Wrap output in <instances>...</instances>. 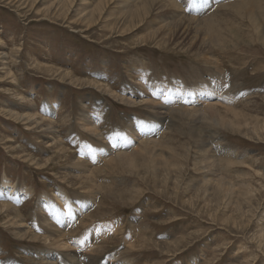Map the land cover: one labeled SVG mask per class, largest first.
Masks as SVG:
<instances>
[{"label": "rangeland", "instance_id": "374dc122", "mask_svg": "<svg viewBox=\"0 0 264 264\" xmlns=\"http://www.w3.org/2000/svg\"><path fill=\"white\" fill-rule=\"evenodd\" d=\"M103 1L0 0V263L264 264V0Z\"/></svg>", "mask_w": 264, "mask_h": 264}, {"label": "bare ground", "instance_id": "6f19581e", "mask_svg": "<svg viewBox=\"0 0 264 264\" xmlns=\"http://www.w3.org/2000/svg\"><path fill=\"white\" fill-rule=\"evenodd\" d=\"M59 1V3H61L62 1H64V2H68L69 0H58ZM125 1V0H124ZM166 1L167 0H148V2H150V8H152V7H154V6H158V8H165V7H167V4H169L172 8H177L178 6L173 2V1H171V0H169V3H166ZM113 2V0H104L103 2H102V4H101V6H100V9H97L96 10V13L93 11V12H91L93 15L94 14H98V15H101L102 14V10H103V8L104 7H106V4H110V3H112ZM204 2H206V0H198V3L199 4H203ZM154 3L156 4V5H154ZM193 3V2H192ZM70 5V4H69ZM234 6V5H233ZM247 6V5H246ZM171 8V9H172ZM194 8V7H193ZM146 11H148V9H146L144 6H135V7H133V8H131L129 11H128V14H129V16L130 17H136V18H141V16L143 15V13L144 12H146ZM172 11V10H171ZM143 12V13H142ZM167 12V11H166ZM164 13V14H163ZM179 13V12H178ZM161 14V13H160ZM163 14V15H162ZM162 17H165L166 18V16L167 15H165V12H162ZM168 14L170 15V11H168ZM184 17H185V15H184ZM185 19V18H184ZM171 20V19H170ZM169 20V21H170ZM174 21H175V19H174ZM184 21V20H183ZM186 21V20H185ZM189 21H190V19H189ZM215 21V20H214ZM252 21H255L254 20V18L252 17ZM133 22V21H132ZM208 22V24L210 23L209 21H207ZM169 23V22H168ZM183 23V22H182ZM182 23H180V24H182ZM186 23V22H185ZM192 23V22H191ZM190 23V24H191ZM195 23V22H194ZM206 23V22H205ZM254 23V22H253ZM173 24V23H172ZM176 24V23H175ZM180 24H177L176 25V29L178 30V29H181L182 28V25H180ZM197 24H198V22H197ZM200 24V23H199ZM198 24V25H199ZM211 24V23H210ZM179 25V26H178ZM192 25V24H191ZM195 25V24H194ZM207 25V24H206ZM183 26H185V24L183 25ZM189 26V25H188ZM188 26L186 25V27H185V29L186 30H188V29H190V28H188ZM196 26V25H195ZM208 26V25H207ZM214 26H215V24H214ZM168 27V26H167ZM163 28V27H162ZM188 28V29H187ZM191 28H193V26L191 27ZM168 29V28H167ZM172 29H173V27H172ZM200 29V28H199ZM202 29V28H201ZM167 32H168V30H166ZM166 31L165 30H163L162 32L161 31H159L160 32V35H164V36H162L161 37V39L160 40H162V41H164V42H166V41H171V39H170V36L171 37H173L172 35H174V31H171V33H169L168 35H169V39L170 40H168V36H166L167 35V33H166ZM179 31V30H178ZM202 31V30H201ZM199 32V31H198ZM196 33H197V31H196ZM195 33V34H196ZM200 33V32H199ZM158 34V31L155 33V34H153V36H155V35H157ZM158 37V36H157ZM175 37V36H174ZM173 37V38H174ZM219 37V36H218ZM195 38V37H194ZM175 39V38H174ZM179 39V38H178ZM197 40H199V39H197ZM162 41H160L161 43H162ZM189 41H190V38H189ZM176 42V41H175ZM225 43V42H224ZM187 44H189V43H187ZM190 44H191V42H190ZM196 44V43H195ZM202 45H203V43H201ZM160 45V44H159ZM191 46V45H190ZM192 46H194V45H192ZM191 46V47H192ZM211 47V46H210ZM203 48V47H202ZM190 49H192V48H190ZM198 49V48H197ZM206 49V48H205ZM202 50V49H201ZM200 50V51H201ZM204 50V49H203ZM202 52V51H201ZM1 56V55H0ZM215 88H213V87H211L210 85L208 86V87H204V86H199L198 88H196L195 89V91L194 90H192L191 92H189L188 94H187V96H188V103L187 104H185V107H187V105H191L192 106V102L193 101H195V102H199V101H203V104H200L199 106H201V105H204V104H207V106H206V109L205 110H199V111H202L204 114L203 115H206V116H208V121H210V120H214V119H218V117H217V111H216V109H215V105L217 104V103H214V101H211L212 100V98H213V96L215 95V94H213V90H214ZM217 89V88H216ZM216 89H215V91H216ZM161 93H163L164 91H160ZM211 93V94H207V93ZM144 93V92H143ZM161 93L159 94V95H161ZM165 93V92H164ZM166 94V93H165ZM167 95V94H166ZM217 95V94H216ZM169 99L170 98H175V99H177V100H180V101H182L184 98L183 97H180V95H179V93H175V92H171L169 95ZM191 99V100H190ZM176 100V101H177ZM201 101V102H202ZM174 102V101H173ZM172 102V103H173ZM171 103V101H166V103H163V105L164 106H167V105H170V104H172ZM178 103V102H177ZM144 104H149L148 102H144ZM158 104H160V103H158ZM196 104H198V103H196ZM162 106V105H161ZM195 106V105H194ZM154 107H155V104H154ZM166 108V107H165ZM194 108V107H193ZM193 108H187L186 110H187V112L185 111V109L184 108H182L181 109V116L182 115H188V116H191L193 119L194 118H196L195 117V115L199 112V111H197V110H194ZM156 109V108H155ZM159 110V109H158ZM161 110V109H160ZM224 110L227 112V113H234V112H232V111H230L229 109H226V108H224ZM38 111V110H37ZM166 114V113H165ZM166 116V115H165ZM202 117H204V116H202ZM87 119V118H86ZM83 120V119H82ZM188 120H190V119H188ZM195 120H197V119H195ZM194 120V121H195ZM86 121H88V120H86ZM218 121V120H217ZM184 122V121H183ZM185 123H187V122H185ZM159 125V124H158ZM190 125V124H189ZM197 125V124H196ZM143 126V125H142ZM200 126V125H199ZM90 127V126H89ZM91 127H92V125H91ZM154 127V126H153ZM231 127V126H230ZM37 128V127H36ZM140 129V128H139ZM199 129V128H198ZM151 130V129H150ZM144 131H147V129L146 130H144ZM136 132V131H135ZM142 132V131H141ZM148 132V131H147ZM197 133V132H196ZM196 133H194L195 135V137L196 138H198L199 137V135H197L196 136ZM134 134V133H133ZM142 134V133H141ZM148 135V134H147ZM192 136V135H191ZM193 137V136H192ZM192 137H191V139H192ZM201 137V136H200ZM195 138V139H196ZM146 143V142H145ZM149 143H151V142H149ZM142 145H143V142H142ZM149 145V144H148ZM145 146V145H144ZM154 146V145H153ZM149 147H150V145H149ZM152 147V146H151ZM160 147V146H159ZM140 148V147H139ZM163 148V147H162ZM165 148V147H164ZM30 149V148H29ZM138 149V148H137ZM144 149V148H143ZM156 149H157V147H156ZM159 149V148H158ZM160 151V150H159ZM207 152V151H206ZM205 152V153H206ZM138 153V152H137ZM163 153V152H162ZM147 154V153H146ZM149 154H150V151H149ZM151 154L153 155L154 153H152L151 152ZM125 155V154H124ZM132 155V154H131ZM140 155V154H139ZM148 155V154H147ZM155 155V154H154ZM162 155V154H161ZM160 155V156H161ZM183 155V154H182ZM129 156V155H128ZM122 157V158H125L126 159V163H127V165L128 166H131L132 165V163H133V161L134 160H132V157L133 156H129V157ZM135 156V155H134ZM136 157H138V155H136ZM135 157V158H136ZM158 157V156H157ZM155 158V157H154ZM188 158V157H187ZM153 159V158H152ZM151 159V160H152ZM223 160H225V159H223ZM157 161V160H156ZM161 161V160H160ZM213 161V160H212ZM211 161V162H212ZM159 162V161H158ZM156 163V162H155ZM154 163V164H155ZM228 163V162H227ZM42 164V163H41ZM153 164V165H154ZM207 164V166H209L208 165V163H206ZM163 165H165V164H163ZM211 165H213L212 163H211ZM145 167V166H144ZM154 167V166H153ZM162 167V166H161ZM185 167H186V165H185ZM213 167V166H212ZM216 167V166H215ZM213 169V168H212ZM155 171V170H154ZM126 172V171H125ZM147 172V171H146ZM159 172V171H158ZM166 172V171H165ZM171 172V171H170ZM75 177V176H74ZM133 177V176H132ZM154 179V178H153ZM156 181V180H155ZM87 182H89V181H87ZM142 182V181H141ZM220 182H222L223 183V181H220ZM226 182V181H225ZM91 183V182H90ZM217 183V182H216ZM219 183V182H218ZM7 184V181L6 180H3V183H2V185L4 186V187H6V186H8V185H6ZM220 188H221V184L219 183V184H217ZM150 189V188H149ZM219 189V188H218ZM222 189V188H221ZM223 189H224V185H223ZM213 190V189H212ZM230 190V189H229ZM221 191V190H220ZM224 192H226V191H224ZM161 194V193H160ZM223 194V193H222ZM224 194H227V193H224ZM9 196V195H8ZM225 197V196H224ZM7 199V198H6ZM12 200V199H11ZM129 200V199H128ZM201 200V199H200ZM207 200V199H206ZM231 204V203H230ZM232 205V204H231ZM69 206V205H68ZM80 207H81V205H80ZM16 209V208H15ZM83 209V208H82ZM17 210V209H16ZM17 211H19V210H17ZM0 212L1 213H7L8 215L12 212V209H11V206L8 204V203H0ZM73 212H74V210H73ZM0 213V214H1ZM222 214V213H221ZM2 215V214H1ZM42 215V214H41ZM39 216V215H38ZM46 216V215H45ZM3 217V216H2ZM7 217V216H6ZM41 217V216H40ZM208 217V216H207ZM1 218V217H0ZM38 218V217H37ZM51 220V223L49 222ZM50 220H48L46 217L44 218V217H42L41 219H40V221H41V223H44L45 225L46 224H49L50 225V228L52 229V230H54L55 231V237H56V242H54V239H53V242H54V246L56 245V249L58 250L55 254H51L50 252L49 253H41L42 254V256H41V260H44V261H46L47 263H49V264H56L55 263V259L57 260L58 258H59V260L61 259V248H62V250L63 249H66V248H69V251L71 250V248L72 247H74V248H76V249H74L75 250V252H72V254H70V259H71V264H80L79 263V259H77L78 258V254H77V250H79V249H77V248H81L82 249V247H85V246H88L89 248L91 247V243H89V241H86V242H83L82 244H81V241H77V243H70V240L67 238L68 237V234H65L64 232H62L63 231V227H64V225L63 224H61V223H58L59 224V226L57 227L58 229H54V228H52L55 224L53 223V220L52 219H50ZM17 221V220H16ZM38 221H39V219H38ZM15 222V221H14ZM18 222V221H17ZM13 223V222H12ZM52 226V227H51ZM10 227V226H9ZM44 227V226H43ZM46 227H47V225H46ZM79 227V226H78ZM7 228V227H6ZM99 228V227H98ZM98 228H96V229H98ZM121 228V227H120ZM24 229V228H23ZM42 229V228H41ZM85 229V228H84ZM101 229V228H100ZM114 229V228H113ZM230 229V228H229ZM103 230L104 231H108V229H107V227H103ZM10 231V230H9ZM15 232H16V230H14ZM23 231H25V229L23 230ZM27 231V230H26ZM116 231V230H115ZM20 232H22V231H20ZM28 232V231H27ZM69 232V231H68ZM72 232V231H71ZM74 232V231H73ZM111 232V231H110ZM113 232V231H112ZM28 233H30V232H28ZM70 233V232H69ZM78 233V232H77ZM72 234V233H71ZM70 234V235H71ZM103 234H104V232H103ZM32 235V234H31ZM26 236H28L27 235V233H24L23 232V234L21 235V237L22 238H25ZM33 236V235H32ZM52 236V235H51ZM20 237V236H19ZM36 237L38 238V235H36ZM77 237V236H76ZM36 238V239H37ZM47 238V237H46ZM50 237H48V239H49ZM95 238V237H94ZM19 239V238H18ZM34 239H35V235H34ZM36 239H35V242H36ZM39 239V238H38ZM22 240V239H21ZM45 240V239H44ZM33 242V241H32ZM48 242V241H47ZM50 243V244H51ZM79 244H81V245H79ZM94 246V245H93ZM60 248V249H59ZM97 248V247H96ZM170 248V247H169ZM68 250V249H67ZM98 250V249H97ZM77 251V252H76ZM89 251V250H88ZM85 252V251H84ZM89 252H91V251H89ZM71 253V252H70ZM69 255V254H68ZM90 257V256H89ZM87 258V257H86ZM116 259V258H115ZM81 260V259H80ZM117 260V259H116ZM61 261H62V259H61ZM86 261L88 262V258L86 259ZM93 261V260H92ZM4 262V261H3ZM46 263V264H47ZM63 263H64V260H63ZM0 264H4V263H0ZM5 264H8V263H5ZM69 264V263H68ZM89 264V263H88Z\"/></svg>", "mask_w": 264, "mask_h": 264}]
</instances>
